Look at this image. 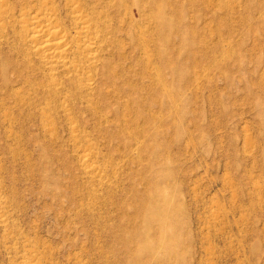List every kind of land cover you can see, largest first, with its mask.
Returning <instances> with one entry per match:
<instances>
[{
	"label": "rangeland",
	"instance_id": "374dc122",
	"mask_svg": "<svg viewBox=\"0 0 264 264\" xmlns=\"http://www.w3.org/2000/svg\"><path fill=\"white\" fill-rule=\"evenodd\" d=\"M75 7L106 26L108 50L94 71L82 56L78 72L50 71L26 28L48 14L73 34ZM263 11L264 0H0V264L35 247L45 264L131 260L122 248L140 249L127 237L147 192L172 222L148 234L169 264H264Z\"/></svg>",
	"mask_w": 264,
	"mask_h": 264
},
{
	"label": "bare ground",
	"instance_id": "6f19581e",
	"mask_svg": "<svg viewBox=\"0 0 264 264\" xmlns=\"http://www.w3.org/2000/svg\"><path fill=\"white\" fill-rule=\"evenodd\" d=\"M135 1V0H134ZM128 2V1H127ZM139 2V1H138ZM141 3V2H140ZM122 4V2H121ZM129 4V3H127ZM136 4V3H135ZM139 4V3H138ZM123 6V5H122ZM142 6V5H141ZM137 7H140V5H138ZM76 10H74L77 14V20L76 24H74L75 26V33H70L68 31H66L65 29H63L61 27V24H59L58 21H53V16L48 15V14H44L43 17L41 16H33L36 21L31 22L30 26L28 24V28L27 29V33L28 37H29V41H31L34 44V48L33 49L35 52V54L39 55L40 57H42V59L45 62V65H48L50 71H56V69L59 70L60 67H62V70H64V72H66V74L69 72L72 73L73 71H77L80 68L79 64L80 62L83 61L82 58H84L85 61H91L93 64L92 67H90L91 65H89L88 68H91V70L94 71V69H96L97 67H99L98 63L102 62L104 59V54L106 53L107 46L109 44V33L106 30V26L103 25L102 21H95L93 18H91L90 16L88 17L86 14H84L83 12L80 11V9L78 7H75ZM136 8V7H135ZM161 8V7H160ZM132 9V8H131ZM234 9V8H233ZM124 10V9H123ZM126 10V9H125ZM41 11V10H40ZM142 11V10H141ZM42 12V11H41ZM79 12V13H77ZM152 13V12H151ZM141 14V13H140ZM264 14V11H263ZM262 14V15H263ZM41 15V14H40ZM151 15V14H149ZM165 13H162V15L157 17V21H155L158 25L157 29H155V31L157 32V35L155 34V31L153 32L159 39H161L162 41H166V36H167V32H169L172 29V25L170 24V21H168L167 19V15L165 16ZM32 17V18H33ZM152 18V17H151ZM135 19V18H134ZM31 20V19H30ZM131 21V19L129 20ZM29 22V21H28ZM106 22V21H105ZM106 24V23H105ZM133 24V23H132ZM27 27V26H26ZM134 32H137L136 30ZM75 34V35H74ZM136 34V33H135ZM138 34V33H137ZM26 36V35H25ZM138 37V36H137ZM144 37V36H143ZM146 38V37H144ZM139 41V40H138ZM146 41V39H145ZM149 41V40H148ZM150 42V41H149ZM146 44L144 45H148L147 42H145ZM141 44V41H140ZM151 44V43H150ZM142 46V45H141ZM152 46V45H150ZM33 47V46H32ZM153 47V46H152ZM88 49V53H89V57L86 56L84 54V51L86 49ZM145 48V47H144ZM148 49V48H147ZM147 49H145L147 51ZM151 49V48H150ZM144 51V50H143ZM148 52V51H147ZM157 52V51H156ZM159 52V51H158ZM33 53V54H34ZM152 54V53H151ZM155 54V53H153ZM76 56H82L80 62L76 61ZM146 56V55H145ZM150 56V55H149ZM154 55H151V57ZM156 56V55H155ZM151 57H149L151 59ZM157 57V56H156ZM155 57V58H156ZM88 58V59H87ZM154 58V57H152ZM38 59V58H37ZM79 59V58H78ZM39 60V59H38ZM147 61V60H146ZM39 62V61H38ZM43 62V61H42ZM41 62V63H42ZM43 62V64H44ZM154 62V61H153ZM87 63V62H86ZM42 64V66H43ZM85 64V63H84ZM147 64V63H146ZM41 65V64H40ZM44 65V66H45ZM98 65V66H97ZM151 65V64H149ZM84 66V65H83ZM86 66V64H85ZM154 66V65H153ZM57 67V68H56ZM82 68V66H81ZM147 68V67H146ZM151 68V67H150ZM48 70V68H45ZM87 69V68H86ZM84 70V69H83ZM90 70V69H89ZM148 72V68L146 69ZM157 70V69H156ZM160 70V69H159ZM60 71V70H59ZM72 71V72H71ZM81 71V69H80ZM92 71V73L94 74V72ZM57 72V71H56ZM56 72H53L54 74ZM62 72V71H61ZM63 72V73H64ZM76 72V73H77ZM84 72V71H83ZM96 72V71H95ZM152 72V71H151ZM74 73V72H73ZM80 73V72H79ZM90 73V72H89ZM150 73V72H149ZM47 74H51V72L47 73ZM84 74V73H81ZM88 74V73H87ZM91 74V73H90ZM96 74V73H95ZM160 74V73H159ZM58 75V73H57ZM76 75V74H75ZM98 75V74H96ZM95 75V76H96ZM53 76V75H52ZM56 76V75H55ZM78 76V75H77ZM87 76V75H85ZM54 77V76H53ZM158 77L160 79L159 80H163V77H161L160 75H158ZM79 78V77H78ZM81 78V77H80ZM79 78V80L81 81V79ZM85 78V77H84ZM87 78V77H86ZM90 79H88L87 81H94L95 77L93 78V75L89 77ZM56 79V80H55ZM55 82L57 81L58 78H55ZM166 79V78H165ZM49 80V79H48ZM85 80V79H84ZM82 80V81H84ZM61 80L59 79L58 82L59 83ZM96 84L98 81H95ZM162 83V82H161ZM82 84V83H81ZM85 84V83H84ZM160 84V83H159ZM166 84V83H165ZM52 85V84H51ZM63 85V84H62ZM83 85V84H82ZM87 85V84H85ZM93 85V83H92ZM91 85V86H92ZM161 85V84H160ZM167 85V84H166ZM50 86V85H49ZM84 86V85H83ZM88 88L90 89V83H88ZM96 86V85H94ZM159 86V85H157ZM62 87V86H61ZM54 88V87H52ZM60 88V87H59ZM59 88L56 91H59ZM64 88V87H62ZM81 88H83L81 86ZM87 88V87H86ZM93 89L96 87H92ZM169 88V87H168ZM61 89V88H60ZM89 89H86L87 91ZM55 90V88H54ZM62 90V89H61ZM55 91V92H56ZM63 91V90H62ZM61 91V92H62ZM60 92V93H61ZM90 92V91H89ZM169 92V91H168ZM167 93V90H166ZM169 97V96H168ZM171 97V96H170ZM143 98V97H142ZM172 99V98H171ZM170 101V100H169ZM170 107V106H169ZM170 109V108H169ZM163 111V110H162ZM45 113V112H44ZM158 114V113H157ZM163 114L165 115L164 111ZM169 116V115H168ZM161 117V116H160ZM154 118V117H153ZM152 118V119H153ZM157 118V117H156ZM167 118V116H166ZM155 119V118H154ZM159 119V118H158ZM164 118L160 119L163 120ZM159 120V121H160ZM158 121V120H157ZM164 122V120H163ZM163 125V123H162ZM152 126V125H151ZM158 126V124H157ZM162 128V127H161ZM165 130V129H164ZM152 131V130H151ZM144 133V132H143ZM146 134V132H145ZM143 145V144H142ZM141 147V146H140ZM141 149V148H139ZM86 161V160H85ZM87 168V167H86ZM154 182V181H153ZM1 191V190H0ZM149 191V190H148ZM153 198H151V193L147 192L146 197L144 199V201L142 202V204L139 206V208L137 209L138 212V217H139V221L138 223H136L134 225V229L136 231V236L133 237L132 235L127 237L129 238L128 240H132L133 242L135 241V239L138 236H141L143 238L142 243L140 244V249L136 248L135 246H125L122 248V251L124 250L125 252V256L130 257L131 260H126L125 262L119 257L118 260H108L109 264H169V257L170 254L172 253V250L165 244V242L163 241L161 243V245L159 246H155L154 244H152V241H150L148 239V234L150 233V229L153 227H161V231H163L169 224H171V219L169 216H167V214L165 213V209L164 207H160L158 206L160 201V197L157 195V193L153 194L152 196ZM3 201V200H1ZM152 201H154L153 203H151ZM2 205V204H1ZM7 205V203L5 204ZM4 211V210H3ZM8 213V212H7ZM2 214V213H1ZM6 215V214H4ZM8 216V215H7ZM1 217V216H0ZM11 219V218H10ZM4 220V218H3ZM6 221V220H5ZM4 221V222H5ZM11 222V221H8ZM7 222V223H8ZM6 223V222H5ZM8 223V225L6 226H10ZM4 225V223H3ZM133 225V223H132ZM141 226H146V228H148L147 231L145 230H140L139 228ZM165 231V230H164ZM130 243V242H129ZM25 247V246H24ZM31 247V246H30ZM22 248V247H20ZM34 248V247H33ZM37 247H35V250ZM15 249V248H14ZM19 249V248H18ZM24 250H26V247L23 248ZM22 249V250H23ZM21 250V252H22ZM23 250V253H24ZM32 250L29 253V256H27L24 260L21 261L20 264H45V262L43 261V256H41L37 251ZM117 250V249H116ZM20 250H18L19 252ZM118 251V250H117ZM20 253V252H19ZM18 253V255H19ZM22 253V255H23ZM28 253V252H27ZM143 253L142 255L146 254L145 256H141L140 254ZM15 254V253H14ZM16 255V256H18ZM27 255V254H26ZM114 255V254H113ZM23 257H25L23 255ZM21 258H19L21 260ZM116 258V257H115ZM114 258V259H115ZM16 259V258H15ZM14 259V260H15ZM19 259H17L19 261ZM16 262V261H15ZM19 262H16V264H18ZM15 264V263H14Z\"/></svg>",
	"mask_w": 264,
	"mask_h": 264
}]
</instances>
